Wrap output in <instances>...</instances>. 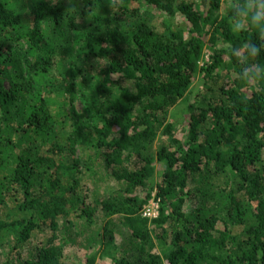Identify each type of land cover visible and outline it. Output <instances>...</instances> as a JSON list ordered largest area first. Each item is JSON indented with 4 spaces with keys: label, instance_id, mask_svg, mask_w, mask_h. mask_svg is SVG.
Segmentation results:
<instances>
[{
    "label": "trees",
    "instance_id": "16d2710c",
    "mask_svg": "<svg viewBox=\"0 0 264 264\" xmlns=\"http://www.w3.org/2000/svg\"><path fill=\"white\" fill-rule=\"evenodd\" d=\"M219 4L0 0V264H264V82L226 54L259 41Z\"/></svg>",
    "mask_w": 264,
    "mask_h": 264
},
{
    "label": "clouds",
    "instance_id": "9594fccd",
    "mask_svg": "<svg viewBox=\"0 0 264 264\" xmlns=\"http://www.w3.org/2000/svg\"><path fill=\"white\" fill-rule=\"evenodd\" d=\"M219 11L227 13L233 33H256L259 43L246 40L226 49V54L238 62L236 77L242 91L251 89L264 82V64L258 62L264 54V0H220Z\"/></svg>",
    "mask_w": 264,
    "mask_h": 264
},
{
    "label": "rangeland",
    "instance_id": "374dc122",
    "mask_svg": "<svg viewBox=\"0 0 264 264\" xmlns=\"http://www.w3.org/2000/svg\"><path fill=\"white\" fill-rule=\"evenodd\" d=\"M226 12H222L221 11V16H224ZM209 55L210 52L208 50L205 51L204 53V57H203V62L201 63L203 65V63H205L206 61H208L209 59ZM202 74H199V80L194 84L193 89H192V93L188 94L183 100H181L178 105L174 108V110L171 113V118L172 120L177 124L178 127H181V125H185L184 123V119L186 118V115L188 114V103L189 101H192L194 99V94L195 92H197L199 89H201L203 87V82H202V78H201ZM81 107L78 105V109H80ZM80 152H78V156H79ZM157 179V178H156ZM147 192V190H143L142 192H140V196L144 195ZM155 194H152L151 198L148 200L147 204L144 207H147L150 202L155 198ZM157 218V217H155ZM153 218V219H155ZM151 219V220H153ZM150 220V219H148ZM117 228H121L120 224H117ZM125 231V230H124ZM121 241V235H119L116 239V245L118 246L120 244ZM154 247L156 248L157 251H161V246L159 243L155 242L154 243ZM114 253V249H107V248H102V249H96L92 254L95 257V264H111L112 261V255ZM91 254V255H92ZM65 255H66V259L69 262L72 263H76V264H84L86 262L87 256H89V254L83 250L80 249L77 246H70L67 247L65 249Z\"/></svg>",
    "mask_w": 264,
    "mask_h": 264
},
{
    "label": "built area",
    "instance_id": "2783aa9c",
    "mask_svg": "<svg viewBox=\"0 0 264 264\" xmlns=\"http://www.w3.org/2000/svg\"><path fill=\"white\" fill-rule=\"evenodd\" d=\"M159 208V201L153 199L150 204L145 207L143 216L148 219H153L158 216Z\"/></svg>",
    "mask_w": 264,
    "mask_h": 264
}]
</instances>
